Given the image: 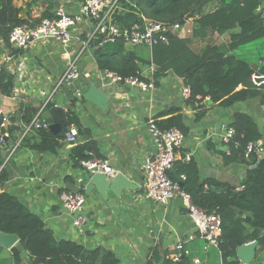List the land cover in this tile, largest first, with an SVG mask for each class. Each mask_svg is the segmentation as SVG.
<instances>
[{
	"label": "crops",
	"instance_id": "0c3cea01",
	"mask_svg": "<svg viewBox=\"0 0 264 264\" xmlns=\"http://www.w3.org/2000/svg\"><path fill=\"white\" fill-rule=\"evenodd\" d=\"M23 1L29 0H13L17 7L25 6ZM80 1L50 0L51 12L59 6L66 7L70 12L76 11ZM47 6V3L40 2L31 9L30 16L27 11L21 16L39 18ZM259 10L264 17V0ZM193 25L182 30L178 37L182 39L192 35ZM230 40L229 32L222 35L210 32L207 37L194 39L191 47L198 52L208 44L226 46ZM124 48L136 57L141 75L155 80V90L143 92L118 84H101L98 75L100 67L91 50L79 60L81 79L74 82L73 88L71 85L61 86L53 98V104L65 108L68 120L69 114L76 116V123L70 126L78 130V144L94 143L100 157L109 160L121 173L115 178L102 173H89L71 158L72 148L76 145L63 143L61 139L55 154L23 145L8 158L10 144H6L0 148L4 157L3 166L7 167L11 176L4 190L19 196L54 231L57 238L75 241L88 250L99 247L111 250L119 264H147L151 255L158 253L161 255L159 264L162 258H170L178 237L186 238L194 231V223L180 198L161 204L146 197L142 164L146 159L154 158L156 153L148 130L149 121L166 120L172 115L165 114L176 111L174 114L182 115L183 123L189 128L183 145L177 151L172 170L176 178L183 173L181 164L193 162L201 181L215 178L239 187L246 175V163L226 160V147L221 134L232 124L236 112L250 115L260 131L264 132V96L239 101L230 107L210 98L190 101L183 95V88L187 86L183 76L172 68L159 71L155 47ZM0 50L1 67L12 49L0 43ZM72 51L75 52L74 49ZM68 54L59 41L46 38L35 41L21 60L17 58L14 61L13 67L15 71L20 69L18 73L22 81L18 80L17 73L11 95L0 93L1 97L10 101L0 106V110L9 112L12 133H18L25 124L24 104L27 101L42 102L46 93L53 90L57 78L66 69ZM249 57L256 58L253 53ZM22 63L28 64L29 71L21 69ZM257 63L256 71L263 70L264 60ZM152 64L156 66L155 71ZM41 70L39 79L33 77ZM249 84L256 87L252 80ZM248 86L241 85L239 89ZM256 89L264 94V83ZM36 133L33 131L29 135L32 142H35ZM187 154L191 155L190 161L185 158ZM69 180L72 182L71 190H81L86 197L84 212L88 221L84 232L72 225L71 218L61 207L60 194L70 187ZM187 246L192 250L193 258L198 257L201 264L217 262L209 256L210 259L207 258L203 252L202 239L196 238ZM257 250L259 245L256 254Z\"/></svg>",
	"mask_w": 264,
	"mask_h": 264
},
{
	"label": "trees",
	"instance_id": "16d2710c",
	"mask_svg": "<svg viewBox=\"0 0 264 264\" xmlns=\"http://www.w3.org/2000/svg\"><path fill=\"white\" fill-rule=\"evenodd\" d=\"M138 7L123 4L119 20L124 24L138 20L139 9L148 17L167 23H184L193 17V33L186 38L170 35V43L155 47V61L160 72L162 69H174L183 76L191 87L190 101L210 98L220 105L230 107L236 102L245 101L258 95L264 96L255 86H250L252 74L257 62L264 60V17L259 10L263 0H133ZM40 2L48 6L39 18H26L21 13L31 9ZM50 0H29L25 6L17 7L13 0H0V37L8 45V33L16 25L35 24L45 17H54ZM210 32L222 35L230 33L231 40L226 46L208 44L201 51H195L191 44L194 39L207 37ZM98 66L111 69L122 76H141V69L136 57L126 52L124 43H105L99 40L92 44ZM19 51L18 49L13 50ZM254 55V58L249 57ZM159 56V57H158ZM163 57V59H162ZM260 70V69H258ZM261 72L264 71L260 70ZM144 78V77H143ZM241 85H249L240 88ZM15 87V76L5 65L0 67V93L11 95ZM253 87V88H252ZM255 87V88H254ZM42 102L24 104L23 119L29 123L40 111ZM50 107V106H49ZM177 110V109H176ZM171 111L172 115L163 121H156L161 128L177 127L185 136L189 128L183 123L182 115ZM76 116L69 114L67 126L59 133L38 130L24 139L23 145L39 152L57 153L59 140L63 138L68 127L76 123ZM236 131L235 141L226 160H239L246 163L247 171L240 186L229 185L215 178H199L195 163L181 164V172L187 174L182 186L191 195L193 202L209 211L217 210L223 217L222 241L203 252L207 258L217 260L215 264H244L237 256V248L252 240H257L259 250L250 264H264V157L252 153L245 158V146L249 141L264 138L258 125L248 114L236 112L231 124ZM80 133V131H79ZM98 156L94 143L77 144L72 148L71 158L81 166V160ZM4 157L0 148V231L19 236L16 246L7 249L0 244V264H119L115 253L105 248L86 249L82 244L71 240L57 238L54 231L46 225L40 216L33 213L19 196L4 190V185L11 176L3 166ZM179 173V172H178ZM176 179V174L171 171ZM71 190L72 182L69 180ZM20 245L27 251V257L21 255ZM161 255L155 253L147 264H157ZM193 254L183 255L177 262L166 259L164 264H195ZM209 256V257H208ZM210 259V258H209ZM212 262V263H213ZM201 264V263H200Z\"/></svg>",
	"mask_w": 264,
	"mask_h": 264
},
{
	"label": "built area",
	"instance_id": "2783aa9c",
	"mask_svg": "<svg viewBox=\"0 0 264 264\" xmlns=\"http://www.w3.org/2000/svg\"><path fill=\"white\" fill-rule=\"evenodd\" d=\"M123 4H130L138 7L133 0H81L76 11L70 12L64 6H59L55 10L54 17L41 18L35 24H20L14 26L8 33V45L3 39L0 43L11 48V53L6 57L4 64L6 69L14 76L20 71L13 67L17 58L29 50L31 45L38 40L52 38L59 41L68 54V62L64 72L57 78L53 90L46 93L42 100L40 111L32 118L29 123H25L22 129L14 134L11 131L13 124L10 114L0 110L2 123L0 124V146L10 144L8 158L23 146L24 139L33 131L49 130L50 123L42 119L43 112L54 106V96L61 86L74 84L82 77L79 69L81 56L93 50L92 44L99 40L100 45L105 43L122 42L124 46H149L154 47L158 44L170 43V35L179 33L193 23L191 17L186 18L184 23H167L154 20L145 15L139 9L138 20L123 24L119 20L121 10H125ZM18 49L19 51H13ZM75 50L73 52L72 50ZM21 69L29 71V66L22 63ZM156 66L152 64V70ZM38 72V73H37ZM36 79H39L41 71H37ZM45 73V72H44ZM19 74V73H18ZM18 80L22 81L20 74ZM99 80L103 85L118 84L135 88L143 92L156 89L153 78L145 79L141 76H122L111 69L99 70ZM16 77V76H15ZM31 79L32 76H31ZM30 79V80H31ZM251 80L256 87L264 83V73L257 70L252 74ZM191 87L183 88V95L186 99L191 97ZM74 126V125H71ZM68 127L61 142L78 144V130ZM148 130L154 142L156 153L154 158L146 159L142 164L145 176L146 197L158 203L166 204L173 198H180L187 209L188 215L194 223V231L186 238L178 237L175 241L173 252L170 255L172 261H179L183 255H189L192 250L187 243L196 238L205 242L204 249L209 250L212 246H218L222 241L223 217L217 210L209 211L193 202L192 195L183 188L182 184L187 179V174L182 173L178 178H173L170 172L174 168L177 160V151L185 140L184 132L177 128H161L155 119L148 123ZM237 131L233 126H228L221 134V140L226 147V154L230 155L232 145L239 146L235 141ZM252 153H257L260 157L264 154V138L249 141L245 146V158L250 159ZM186 160H191V155H186ZM81 167L89 173H102L111 178L118 176L121 171L111 164L107 159L92 156L81 160ZM81 181V179L79 180ZM239 186L238 189H243ZM61 207L72 220V225L80 232H84L88 218L84 212L85 194L81 190L65 189L60 194ZM195 264H200L201 260L194 257Z\"/></svg>",
	"mask_w": 264,
	"mask_h": 264
},
{
	"label": "water",
	"instance_id": "95a60500",
	"mask_svg": "<svg viewBox=\"0 0 264 264\" xmlns=\"http://www.w3.org/2000/svg\"><path fill=\"white\" fill-rule=\"evenodd\" d=\"M1 53H0V60H1ZM72 88L74 84H71ZM9 114V112H6ZM42 119L50 123V129L55 132L59 133L63 126L67 125L68 123V115L67 111L63 106L54 105L46 109L42 114ZM2 123V116H0V124ZM264 157V154L261 158ZM19 236L13 233H5L0 231V244L7 247L12 248L16 246L19 242ZM258 246L257 240H252L247 242L237 248V256L239 260L244 264H250L256 258V249ZM21 255L23 258L27 257V251L23 245H20ZM164 258L161 259L159 264H164Z\"/></svg>",
	"mask_w": 264,
	"mask_h": 264
},
{
	"label": "rangeland",
	"instance_id": "374dc122",
	"mask_svg": "<svg viewBox=\"0 0 264 264\" xmlns=\"http://www.w3.org/2000/svg\"><path fill=\"white\" fill-rule=\"evenodd\" d=\"M24 2V1H23ZM26 4V2H24ZM44 3V2H43ZM45 4V3H44ZM34 9V8H33ZM41 13V12H40ZM42 15L40 14L38 17H41ZM1 51V50H0ZM2 52V51H1ZM10 101L7 98H3L0 95V106L3 107L4 103H9Z\"/></svg>",
	"mask_w": 264,
	"mask_h": 264
}]
</instances>
